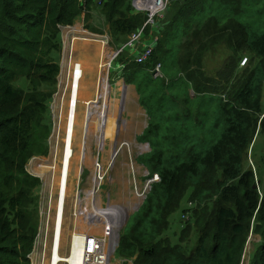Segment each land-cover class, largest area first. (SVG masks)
<instances>
[{
  "label": "trees",
  "instance_id": "obj_1",
  "mask_svg": "<svg viewBox=\"0 0 264 264\" xmlns=\"http://www.w3.org/2000/svg\"><path fill=\"white\" fill-rule=\"evenodd\" d=\"M95 4L103 6L118 40L138 32L147 19L134 12L132 0H0V264H30L41 180L26 165L48 152L50 103L63 48L60 25H74ZM162 22L151 57L144 63L125 64L126 59L119 76L135 86L147 110L138 140L149 142L151 151L138 159L158 179L117 252L138 256L141 264H241L256 229L264 240V192L253 171L242 168L254 136L264 131V118L258 123L264 112V0H171ZM73 29L82 33L79 26ZM219 44L233 54L211 76L203 68L205 54ZM244 51L251 54L246 67L240 65ZM157 63L163 77L152 74ZM21 77L28 80L26 88L15 85ZM116 91L108 120L116 119ZM190 186L201 214L195 213L191 229L190 223L182 228L181 218L179 240L172 243L173 233L163 234ZM192 234L195 245L187 251L183 241ZM261 242L254 244L252 264H264Z\"/></svg>",
  "mask_w": 264,
  "mask_h": 264
},
{
  "label": "built area",
  "instance_id": "obj_2",
  "mask_svg": "<svg viewBox=\"0 0 264 264\" xmlns=\"http://www.w3.org/2000/svg\"><path fill=\"white\" fill-rule=\"evenodd\" d=\"M169 4V0H132L135 12L145 13L147 19L129 41L112 51L109 63L104 62L101 66L105 69L124 48L135 45L147 26L153 31V26L158 25V19L163 18ZM75 26L77 25H60L63 56L56 76L57 88L50 103L52 128L48 137V152L46 156H32L26 165L27 171L41 180L38 189L39 224L28 258L30 264H121L114 256L120 243L118 221L123 219L124 210L114 201L110 192L103 193L102 185L117 155L125 147L131 149L134 144L130 140L120 141L119 145L117 143L119 113L116 115L115 138L104 137L110 106L105 101V94L108 95L109 92L110 99L112 88L107 81L100 86V80L108 78V75L100 78L95 98L85 103L86 118L92 122L89 126L79 128L74 113L66 116L69 101H74V111L77 108V117L81 116V100L77 98V93L82 89L86 76L82 63L74 56V44L67 42L69 37L79 35L73 29ZM103 37L102 41L109 44V38L106 35ZM151 54L152 47L147 45L134 57V61L144 63ZM248 61V57H244L240 65L245 66ZM124 66L119 65L118 68L123 69ZM152 74L154 77H163L162 65L158 64ZM81 133L84 134V140L80 148L78 141ZM91 137H94L95 142L92 148L88 145ZM103 141L110 145L114 143L107 163L104 161ZM78 152L81 159L77 173ZM129 154L128 170L134 198L132 203L139 208L158 175L150 178L148 168L137 164L131 150ZM88 158L91 159L90 166H82ZM36 167L43 172L34 170ZM86 170L89 172L84 178Z\"/></svg>",
  "mask_w": 264,
  "mask_h": 264
},
{
  "label": "rangeland",
  "instance_id": "obj_3",
  "mask_svg": "<svg viewBox=\"0 0 264 264\" xmlns=\"http://www.w3.org/2000/svg\"><path fill=\"white\" fill-rule=\"evenodd\" d=\"M169 2L171 4V0H169ZM89 10L90 11L82 12L81 15L79 16V19L74 24V25L79 26L80 28H82L81 26H83L82 29L86 30V33L82 35L79 34V35L81 37H88L89 40H83V38H78V37L75 38L74 36L73 38L69 37L67 42H70V44L73 42L74 50H75L74 56L76 60L81 62L83 66L85 67H87L86 65L88 63H89V66L90 64H92L91 65L92 70L94 69L93 71L87 70L86 72L87 76L84 79L83 85H82L83 95L81 98V105H80L79 113L82 115L84 114L85 103L88 101L87 99H85V93H87L86 96L88 97L90 95L89 92L94 91V93L91 96V99H94L96 96L100 78L106 77L108 75V78H104V79L102 78V80H100V86L102 85L103 82L107 81L108 85L111 88H117L116 104H117L118 111L116 110V112L117 114L119 113V119H118L119 134H117V138H116L117 143L119 145L120 141L130 140L131 143L133 142L134 144V146L131 147V149L129 147H125L121 151V153L117 155V157L115 158L109 170V175L105 183L102 185L103 193L107 194L110 192L113 195L112 198L114 199V201L120 204L122 208L124 209V212L122 211L123 219H120L121 222L118 221V233L120 234V239H121L124 231L128 227L131 217L141 207L140 206L139 208H136V206L132 203L134 202V198L131 193V178L129 176V170H128V162H129V156H130L129 151L131 150V155L137 160V164H139L140 166L144 165L145 167L148 168V166H146V164L143 163L142 160H139L138 158L142 156L143 154L150 152L151 145L149 142H146V141L141 142L138 140V136L142 133L141 132L142 128L144 127L145 129L148 123L149 116H148L147 110L140 104V101L138 99L139 95L136 92V90H134V85L127 83L125 74H122V77L119 78L120 71L122 69H119L116 66L125 65L126 63L133 62L134 57L139 52L143 51V49L147 45H150L152 47V53H153L156 43L161 37L160 32L162 31V28L164 27L163 26L164 22L162 21L164 20L165 15L163 16V18L158 19V25L153 26V31L151 29H148L142 35V37L139 40H137L135 45L131 44L132 46L129 45L128 47H126V49H124L121 52L122 56L120 57L118 56L119 59L118 57L115 58L114 61L104 69L101 65L104 62L106 64L109 63L110 54H112V51L121 48L127 41L131 39L133 33L128 35L125 41L118 40V38L112 33L110 25L108 21L106 20L105 13L103 11V6L95 4L94 7H92ZM104 35H106L107 38H109V44H105L102 41L104 39L103 37ZM74 38H75V42H74ZM145 41H147L148 43H145V45H143ZM104 46L106 48L105 55L102 54L103 52L102 49L104 48ZM243 53L242 54L244 55V57H249V60H250L251 54L247 53L246 51H244ZM232 54H233V51L230 49L228 45L226 44L217 45L214 51L207 52L205 54V59L203 63L204 70L207 73H210L209 75L216 76L215 72L219 71L223 67L227 57L231 56ZM123 55H124V59L122 60ZM62 56H63V50L60 53V57L59 55H57V59H59V63H61ZM117 59H118V64H117ZM126 59L127 61L124 64L123 61H125ZM158 64H161V63H157L156 66ZM254 64H256V61L251 63L250 66H253ZM246 66L247 65L242 66V67H246ZM59 68H60V64H59ZM90 80L92 81L91 84H89ZM116 82L117 83L122 82V83L120 86H118ZM56 83H57V78H56ZM15 85L18 87L26 88L29 85V83L25 77H21L15 82ZM128 90H132L133 92L136 93V94L134 93L133 98L130 96L127 99L126 94L128 93ZM192 93L191 94L194 96L195 93L193 91ZM129 104H134L136 108H141V112L144 116L142 115V118L131 116V114L128 113V109H127ZM262 111H264V90H263V99H262ZM112 115L114 116V112ZM263 118H264V112L259 117V120H258L259 125L261 123L260 121ZM116 128L117 127L115 126V132H116ZM94 131H95V127L93 126L92 132L94 133ZM216 131H217V134L220 135L221 128L219 127ZM77 133L79 134V131H77ZM105 136L106 138H108L110 137V134L106 133ZM113 138H115V135L113 136ZM94 143H95L94 137L89 138L88 145L90 148H92ZM102 143H103L104 151H105V146H106V151L108 152V153L107 152L104 153V161L107 163L110 160V154L114 148V143H111L110 146H108L109 144L108 142L105 143L103 141ZM148 143H149L148 147L150 149L147 147ZM37 155L46 156L45 154H37ZM77 158H78V155H77ZM87 161L88 162H86V164L82 166H90L91 159L88 158ZM79 165H80V161H77V164H76L77 171H79L78 169ZM242 168L244 171L245 170L253 171V177L255 179L257 186L259 187L260 194H262L264 192V131L260 130V132L257 133L256 136H254L253 141L244 156ZM34 170L43 172L41 169L37 167ZM87 172L89 171L86 170V173L84 174V178ZM194 191H195V187L190 186V188L188 189V192L186 193V198L183 199V201L180 204V207L176 209L171 215V218H170L171 223H170L169 231L168 233H164L163 236H172L171 233H173L174 238L171 240L172 243H177L179 240L178 238L180 237L179 233L181 231V223H182L181 218L183 220L182 228H185L187 224L190 223V225H188V228L191 229V228H195V220H196L195 213L197 212L198 214H201L199 212V209L201 207L198 206L199 204L198 199L197 197L193 195ZM206 199H209V198H206ZM190 201H193L194 203L191 205ZM189 206L192 208L191 210H189L188 212L183 211L185 207H187L188 209ZM38 215H39V211H38ZM259 231H260L259 229L258 230L256 229L255 233H252L251 236H249L248 238V241L246 244L247 246L246 254H245V259H244L243 264H252L253 262V259H252L254 257L253 251L256 249V246L254 244L255 243L258 244L261 242ZM195 241L196 239L193 237V234L191 235L190 238L183 241V244L189 245L188 248L190 249L187 251H190L193 248V246L195 245ZM261 245H264L263 239H262ZM137 257L128 259V258L119 256L118 252H116L114 259L118 262L120 261L121 264H141L138 261Z\"/></svg>",
  "mask_w": 264,
  "mask_h": 264
},
{
  "label": "bare ground",
  "instance_id": "obj_4",
  "mask_svg": "<svg viewBox=\"0 0 264 264\" xmlns=\"http://www.w3.org/2000/svg\"><path fill=\"white\" fill-rule=\"evenodd\" d=\"M82 29V28H81ZM76 32H78V31H76ZM82 33L81 34H84V33H86V30H84V29H82V31H81ZM81 38H83V40H89V38L88 37H81ZM91 38V37H90ZM74 42H75V38H74ZM88 42V41H87ZM73 43V42H72ZM103 50V52H102V54L103 55H105V53H106V48H105V46H104V48L102 49ZM82 66H83V64H82ZM83 69H84V71H86L87 69H88V67H85V66H83ZM94 70V69H93ZM92 70V68L91 69H89L88 71H93ZM102 71V70H101ZM100 74V73H99ZM107 75V74H106ZM117 83V82H116ZM122 82H118L117 84H121ZM82 85H83V82H82ZM82 90V89H81ZM81 90L77 93V98H79L80 100H81V98H82V95H83V92L81 93ZM112 90H113V88H112ZM112 90H111V93H112ZM80 93H81V95H80ZM90 93V95L86 98L87 100H90L91 99V96H92V94L94 93V91L92 92H89ZM106 93V92H105ZM117 95V94H116ZM115 95V96H116ZM113 97V94H112V96H111V98ZM110 98V99H111ZM105 101L110 105V100H109V92H108V95H106L105 94ZM72 105V106H71ZM74 113V116H75V122H77V124H78V126H79V128H84L85 126H89L92 122L90 121V119L87 117L86 118V108H85V110H84V114L82 115L81 114V116L80 117H77V115H78V110H77V108H75V111H74V101L71 103L70 101L68 102V110H67V113H66V116H68L69 114H71V116H72V114ZM116 119H111V120H108V122L106 123V127H105V130H104V137H105V139H107L106 138V136H105V134L106 133H109L110 134V137H108V138H113V136L115 135V126H116ZM117 127V126H116ZM83 140H84V134L83 133H81L80 134V137H79V141H78V143H79V147L81 148V145L83 144ZM108 146H110V144H108ZM110 148V147H109ZM113 151V150H112ZM104 152H107L106 151V146H105V151ZM108 153V152H107ZM76 159H77V161H80V159H81V156H80V153L78 152V158L76 157ZM88 162V161H87ZM78 169H79V167H78ZM76 171H77V168H76ZM78 172V171H77ZM123 207H124V205H123ZM124 210V209H123Z\"/></svg>",
  "mask_w": 264,
  "mask_h": 264
},
{
  "label": "crops",
  "instance_id": "obj_5",
  "mask_svg": "<svg viewBox=\"0 0 264 264\" xmlns=\"http://www.w3.org/2000/svg\"><path fill=\"white\" fill-rule=\"evenodd\" d=\"M145 43H148L147 41H145L144 43H143V45H145ZM92 64H90V66H89V63L86 65L87 67H88V69L87 70H89V69H91L92 68V66H91ZM87 70H86V72H87ZM86 76H87V73H86ZM86 76H85V78H86ZM91 80H90V82H89V84H91ZM89 86H91V85H89ZM134 90H136V88H135V86H134ZM83 92V88H82V90H81V93ZM81 93H80V95H81ZM134 93L135 92H133V93H131V97L133 98L134 97ZM86 94L87 93H85V99L87 98V96H86ZM136 94V93H135ZM139 99V98H138ZM127 109H128V113L129 114H131V116H135V117H138V118H142V112H141V108H136V106L134 105V104H129L128 105V107H127ZM144 116V115H143ZM143 129H144V127L142 128V130H141V132H143Z\"/></svg>",
  "mask_w": 264,
  "mask_h": 264
},
{
  "label": "clouds",
  "instance_id": "obj_6",
  "mask_svg": "<svg viewBox=\"0 0 264 264\" xmlns=\"http://www.w3.org/2000/svg\"><path fill=\"white\" fill-rule=\"evenodd\" d=\"M190 204L192 205V202H190ZM250 236H251V235H250ZM245 254H246V253H245ZM244 259H245V256H244ZM244 259H243L242 263L244 262ZM242 263H241V264H242Z\"/></svg>",
  "mask_w": 264,
  "mask_h": 264
}]
</instances>
